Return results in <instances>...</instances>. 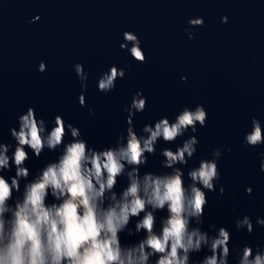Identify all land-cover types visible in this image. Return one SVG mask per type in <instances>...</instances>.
Segmentation results:
<instances>
[{
    "label": "water",
    "instance_id": "1",
    "mask_svg": "<svg viewBox=\"0 0 264 264\" xmlns=\"http://www.w3.org/2000/svg\"><path fill=\"white\" fill-rule=\"evenodd\" d=\"M36 16L40 20L33 22ZM201 17L203 27H190V19ZM189 31L195 39L188 38ZM125 32L139 37L146 62L120 47ZM41 62L47 65L44 72ZM77 64L88 75L86 91ZM112 66L126 75L111 92H101L98 80ZM137 92L147 98V108L134 118L138 134L163 117L174 121L185 107L203 105L208 113L206 126L198 125L196 133L189 129L173 144L161 140L142 171H166L160 150H175L196 135L198 151L184 168L188 184L187 172L221 149V179L216 191L207 193L202 230L213 235L212 225L230 230L229 264H237V251L245 245L264 251V227L256 223L264 218V145L250 147L244 140L253 117L264 124V0H0V135L5 143L15 144L10 129L34 108L49 128L61 115L81 130L90 147L111 146L126 133V108ZM58 155L46 150L28 166L35 174ZM125 185L121 178L118 190ZM245 215L252 219V234L236 228L237 218ZM206 254L207 249L193 254V264Z\"/></svg>",
    "mask_w": 264,
    "mask_h": 264
},
{
    "label": "clouds",
    "instance_id": "2",
    "mask_svg": "<svg viewBox=\"0 0 264 264\" xmlns=\"http://www.w3.org/2000/svg\"><path fill=\"white\" fill-rule=\"evenodd\" d=\"M222 19L227 23L226 16ZM38 20L36 16L33 22ZM188 23L203 27L204 19ZM123 37L120 47L136 61L146 62L139 37L133 32ZM188 38L195 39V34L189 31ZM46 68L41 62L39 71ZM75 71L86 91L84 66L75 65ZM125 75L124 69L112 66L98 80V90L111 92ZM79 103L86 106L83 93ZM146 108L147 98L137 92L126 108V133L103 148L90 147L81 130L61 115L49 128L34 108H28L18 117V127L10 129L15 144L5 143L0 135V264H193V254L205 249L208 254L197 264H229L230 230L215 225L211 226L214 235L202 230L207 193H214L221 179L218 161L223 151L217 149L213 159L191 168L188 184L184 168L198 151L196 135L175 150H160L166 171H142L149 157L157 154L161 140L173 144L189 129L196 133L198 125L206 126L207 111L203 105L185 107L174 121L163 117L154 125H144L143 134H138L134 118ZM244 140L250 147L264 145V124L259 119L253 117ZM46 150L59 155L33 174L28 162ZM13 169V175H5ZM121 178L126 185L118 190ZM219 191L222 195L225 189ZM246 191L250 195L253 189ZM256 223L264 227V218ZM236 228L252 234L251 217H238ZM122 236L139 239L125 242ZM236 260L237 264H264V251L245 245Z\"/></svg>",
    "mask_w": 264,
    "mask_h": 264
}]
</instances>
